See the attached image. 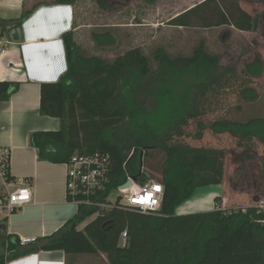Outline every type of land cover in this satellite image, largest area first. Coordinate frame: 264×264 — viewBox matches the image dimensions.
I'll return each instance as SVG.
<instances>
[{
    "label": "trees",
    "instance_id": "1",
    "mask_svg": "<svg viewBox=\"0 0 264 264\" xmlns=\"http://www.w3.org/2000/svg\"><path fill=\"white\" fill-rule=\"evenodd\" d=\"M124 1V5L131 2ZM156 1L141 0L148 6ZM241 1L264 5V0H204L169 25L232 27L261 31L264 37V11L252 16L240 7ZM76 2L54 0L51 5ZM96 2L104 6L102 0ZM31 13L23 14L16 24L21 26ZM63 42L70 54L67 70L55 83L40 84L39 107L40 115L58 119L60 127L30 136L38 159L64 164L75 153L106 154L110 172L103 196L124 184L127 176L139 184L155 179L163 187L161 207L150 214L113 207L77 231L94 213L78 206L73 219L33 247L7 239L0 264L39 251H62L68 260L102 254L106 264H264V226L255 210L221 209L220 199L215 198L210 211L175 214L195 190L222 185L224 175L222 149L192 146L185 139H201L206 130L214 136L228 134L243 149L245 159H251L248 152L254 144L261 145L264 164V117L203 122L218 110L221 95L234 91L244 103L259 99L254 81L264 74L261 56L256 54L239 70L222 65L221 57L207 52L200 41L187 57H170L156 49V68L139 48H132L100 66L79 70L71 62V35H63ZM18 88L19 83L0 82V102L8 101ZM191 122L197 128L193 136L187 130ZM5 171L10 182L8 166ZM124 231L126 240L120 245Z\"/></svg>",
    "mask_w": 264,
    "mask_h": 264
},
{
    "label": "crops",
    "instance_id": "2",
    "mask_svg": "<svg viewBox=\"0 0 264 264\" xmlns=\"http://www.w3.org/2000/svg\"><path fill=\"white\" fill-rule=\"evenodd\" d=\"M53 1L0 0V82L19 83L18 90L8 101L0 102V150H7L9 153L8 168L12 179L6 190L10 192L24 182L29 184L32 194L31 202L23 208L6 218L1 215L0 226L3 225L5 231L0 232V256L5 253L3 243L7 239L11 243H16L20 238L37 241L49 237L73 219L78 212L77 206L66 198L64 166L39 160L36 150L30 145V136L35 132L57 131L60 127L58 119L40 115L39 107L40 84L55 83L67 70V52L63 35H71L73 42L71 62L75 68L80 70L97 67L104 60L91 56L90 50L85 51L86 49L81 48L82 44L92 45V41L96 43V34L100 31L92 30L90 21H79L81 11L78 2L73 5H51ZM241 4L242 1L240 7L248 14L254 16L259 13L257 12L259 4L251 3V6H254L251 13ZM27 12L32 13L21 24L24 42L10 43L6 36L7 30L16 26L17 21ZM178 15L180 13L173 18ZM146 25L142 27L149 29ZM2 29L4 35L1 36ZM212 29L233 30L240 34L255 33L240 32L232 27ZM98 48H101V52L115 50L112 47L106 51H102L104 48L101 46ZM3 190L2 187L0 196L5 194L6 190ZM222 193L220 190L218 193L208 194L206 197L212 202L204 211L212 210L215 198L220 199ZM193 212L189 210L180 215ZM92 220L80 223L76 230L82 231ZM34 244L25 246L33 247ZM5 264H106V260L102 254L75 256L68 260L62 251H39L6 261Z\"/></svg>",
    "mask_w": 264,
    "mask_h": 264
},
{
    "label": "rangeland",
    "instance_id": "3",
    "mask_svg": "<svg viewBox=\"0 0 264 264\" xmlns=\"http://www.w3.org/2000/svg\"><path fill=\"white\" fill-rule=\"evenodd\" d=\"M203 1L157 0L155 4L148 6L141 0H131L126 5L124 0H102L104 6L101 7L96 0H77L81 11L79 21H90L92 30L100 31L96 34V43L93 41L92 45L85 43L81 48L86 49L85 51L90 50L91 56L102 58L105 62L129 49L139 48L148 58L151 68H156L153 60L156 49L162 48L170 57H187L191 55L192 49L203 41L206 51L219 55L224 66H236L240 70L243 64L256 54H259L264 61V37L260 38L261 31L254 34H240L233 30H178L169 25V21L177 13L181 14ZM241 5L246 11L250 13L253 11L254 6H251V3L242 1ZM257 8L259 13L264 11L263 5ZM146 24L149 29L142 27ZM98 46L104 48L102 51L110 50L111 47L115 50L101 52ZM254 85L259 94V99L255 103L239 101L234 91L227 96L221 95L216 106L218 110L205 117L203 122L209 123L218 117L236 120L264 117V74L254 81ZM187 130L193 136L197 131L196 122H191ZM184 142L196 147L222 149L225 153L224 175L222 185L195 190L193 196L176 209V215L189 210H193V213L206 210L212 202L206 196L218 193L220 190L223 191L222 197L226 199V208H245L264 196L261 145H253L251 152H248L251 157L249 160L241 155L243 149L237 145L236 139L228 134L214 136L206 130L202 133L201 139L189 137ZM0 189H2L1 183ZM221 203L222 201L220 205ZM119 244L123 245L124 241L120 240Z\"/></svg>",
    "mask_w": 264,
    "mask_h": 264
},
{
    "label": "built area",
    "instance_id": "4",
    "mask_svg": "<svg viewBox=\"0 0 264 264\" xmlns=\"http://www.w3.org/2000/svg\"><path fill=\"white\" fill-rule=\"evenodd\" d=\"M9 153L0 150V183L6 188L10 185L5 168L8 166ZM65 190L69 202L82 206L85 210H94L90 219H95L102 211L118 207L136 210L143 214L157 213L160 210L163 187L155 179L139 184L134 178L127 176L124 184L113 189L105 197L104 192L109 183L110 159L102 153L89 155L75 153L64 164ZM9 174V173H8ZM129 182L128 187H123ZM31 187L24 182L0 196V215L4 218L20 210L31 202ZM221 209L245 213L248 209L255 210L261 217L259 223L264 226V196L245 208H226V199L220 197ZM89 219V218H88ZM120 240L125 242L126 232H122ZM21 245L33 244L34 239L20 238Z\"/></svg>",
    "mask_w": 264,
    "mask_h": 264
},
{
    "label": "water",
    "instance_id": "5",
    "mask_svg": "<svg viewBox=\"0 0 264 264\" xmlns=\"http://www.w3.org/2000/svg\"><path fill=\"white\" fill-rule=\"evenodd\" d=\"M6 36L7 39L10 43L13 44H22L25 40V36H24V30L22 25L21 26H13L10 29L7 30L6 32ZM68 48L66 47V50ZM67 61H70V54H67ZM129 186V182H126V184L123 187H128ZM5 231V227L3 225L0 226V232H4Z\"/></svg>",
    "mask_w": 264,
    "mask_h": 264
}]
</instances>
